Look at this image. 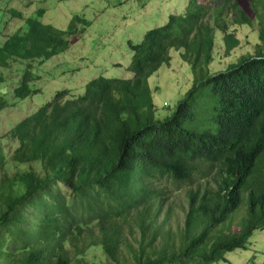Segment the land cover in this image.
Returning <instances> with one entry per match:
<instances>
[{"label":"trees","instance_id":"1","mask_svg":"<svg viewBox=\"0 0 264 264\" xmlns=\"http://www.w3.org/2000/svg\"><path fill=\"white\" fill-rule=\"evenodd\" d=\"M11 1L0 0L1 126L38 93L34 70L69 46L44 11L23 17ZM245 26L258 30L254 55L212 73L217 44L230 57ZM129 49V80L98 78L7 120L0 264H220L264 232V0H189ZM173 51L195 79L162 118L149 82Z\"/></svg>","mask_w":264,"mask_h":264},{"label":"rangeland","instance_id":"2","mask_svg":"<svg viewBox=\"0 0 264 264\" xmlns=\"http://www.w3.org/2000/svg\"><path fill=\"white\" fill-rule=\"evenodd\" d=\"M189 0H12L6 6L25 15L40 17L43 24L66 32L69 41L63 54L51 59L34 70L32 90L36 95L22 103L25 112H11L2 116L7 131V120H19L26 113L32 115L37 109L53 101L59 92L67 91L80 97L92 80H129L128 67L131 61L129 44L137 45L146 33L166 24L169 16L182 14ZM207 6L210 0H201ZM10 15L4 17L7 21ZM4 27V25H3ZM257 28L238 27L236 34L240 47L228 57L221 44H217L210 70L212 73L226 71L241 58L254 55L258 44ZM0 40L4 38L0 35ZM172 63L163 66L149 82L153 91L158 116H171L192 88L195 75L185 63L181 51L172 52ZM16 121V120H15ZM14 122V121H13ZM97 258H102L101 253ZM264 263V232H255L245 250L228 255V262L220 264Z\"/></svg>","mask_w":264,"mask_h":264}]
</instances>
